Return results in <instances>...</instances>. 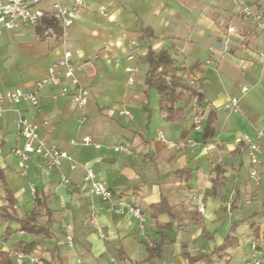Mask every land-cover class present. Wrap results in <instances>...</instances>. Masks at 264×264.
Here are the masks:
<instances>
[{
	"label": "crops",
	"instance_id": "0c3cea01",
	"mask_svg": "<svg viewBox=\"0 0 264 264\" xmlns=\"http://www.w3.org/2000/svg\"><path fill=\"white\" fill-rule=\"evenodd\" d=\"M83 1L63 37L62 32L42 37L37 27L0 34V94L22 89L38 94L40 101L39 110L22 102L0 114V235L10 225L2 218L9 206L7 191L20 216L35 211L36 197L45 200L48 211H41L39 221L50 228L49 236H37L11 224L14 234L2 236L0 252H13L15 243L27 241L38 243L32 254L44 264L55 255L64 264H191L186 255L210 254L232 234L236 247L216 254L211 263L197 264H230L239 256L246 264L247 254L236 252L241 228H250L251 243L258 224L264 231L254 219L260 211L246 200V192L257 196L264 211V140L258 186L249 176L248 153L238 148L245 136L255 140L264 131V33L249 36L250 22L236 0ZM74 2L43 0L40 6L52 15L56 4ZM253 2L264 9V0ZM229 26L240 35L225 46ZM150 49L167 50L185 67L188 81L195 80L205 115L201 132L193 129L191 93L178 105L184 109L182 119L171 122L161 115L157 90L146 83ZM67 50L82 65L80 78L91 93L85 108L70 96L58 97L57 87L37 86ZM233 97L239 107L228 110ZM18 116L37 123L40 134L71 160L49 169L33 156L24 176L13 153L23 143L15 128ZM85 137L90 145L83 144ZM188 140L195 145L174 146ZM118 146L130 153L115 151ZM89 170L94 181L113 192L112 201L93 193L92 182L86 181ZM162 203L168 210L161 212ZM201 203L204 212H199ZM126 205L141 207L144 228ZM236 221L242 223L231 233Z\"/></svg>",
	"mask_w": 264,
	"mask_h": 264
},
{
	"label": "built area",
	"instance_id": "2783aa9c",
	"mask_svg": "<svg viewBox=\"0 0 264 264\" xmlns=\"http://www.w3.org/2000/svg\"><path fill=\"white\" fill-rule=\"evenodd\" d=\"M43 0H0V34L4 31H14L19 28H35L42 23V21L49 15L41 6ZM237 8L242 18L250 22V35L252 36L259 33H264V9L257 7L252 0H236ZM84 5L83 0H75L71 6H63L60 4L55 5L53 12L54 18L58 21L61 27V37H63L65 30L72 26L75 21V14L78 12L79 7ZM102 14H105L102 12ZM106 15V14H105ZM46 36H54L56 33L52 29H48L45 32ZM240 35L238 28L229 26L226 29L224 36V45L227 46L230 38L233 35ZM212 49V48H211ZM264 63V51L260 53ZM211 62L208 61V64ZM82 71V65L77 64L74 61L73 53L70 50L64 52L62 58L53 62L47 71L44 78L37 82L39 88L46 86H54L59 88V96H70L72 102L79 108H85L90 100V90L82 84L80 78V72ZM129 73H133L132 68H128ZM132 82L133 79L131 78ZM191 84H196L195 80H191ZM244 88L243 91H246ZM56 96V98H57ZM22 102L30 103L36 110L40 108V101L38 94L25 92L22 89H15L0 94V114L5 110H13L15 105ZM240 100L238 98H231L226 104L225 108L232 110L238 108ZM192 122L193 129L196 132H201L205 123V115L201 106L200 98L198 94L192 97ZM122 114L129 115L128 112H122ZM86 118L81 119V123H84ZM15 128L18 137L23 140V143L17 145L13 153L18 158V165L21 173L24 176H28L30 170V164L33 156L40 157L46 163L49 169H59L62 167L63 162L71 160L69 154L51 145L49 141L43 137L39 132V125L34 121H31L23 116H18L15 119ZM264 140V131H258L255 140L245 136L243 139L244 151L248 153L250 159L249 176L255 181L258 186L262 180L261 175L257 167L261 164L260 153L262 152L261 142ZM92 142L90 137H85L83 144L90 145ZM72 144H77L76 141H71ZM195 142L192 140L179 141L174 146L178 149L186 146H194ZM117 152L130 153V150L125 146L115 147ZM94 173L89 170L86 181L92 182V191L95 195L100 196L104 201H112L113 192L102 182L94 181ZM64 182H67L66 177H62ZM31 192L36 194V188L32 187ZM193 199H198V194H193ZM257 196H251V201H256ZM132 215L141 223V227H145V216L140 206L126 205ZM199 212H204V206L201 203L199 206ZM101 236H105L101 228H98ZM68 245L73 246V238L68 236ZM251 256L246 264H264V242L258 243L253 240L251 243ZM11 254L16 257L20 263L29 264H44L43 260L39 257L21 252L13 251Z\"/></svg>",
	"mask_w": 264,
	"mask_h": 264
},
{
	"label": "trees",
	"instance_id": "16d2710c",
	"mask_svg": "<svg viewBox=\"0 0 264 264\" xmlns=\"http://www.w3.org/2000/svg\"><path fill=\"white\" fill-rule=\"evenodd\" d=\"M39 34L44 37L45 32L48 29H52L54 32L61 33V27L59 26L58 21L54 18L53 15H48L40 25L37 26ZM148 64L149 70L146 75V83L150 88H155L159 95V107L161 115H163L167 121H177L182 119L184 115V109L179 107L187 94L191 93L192 95L199 94V88L194 84H191L187 77L185 76V67L178 64L171 56L167 50H162L160 52H154L152 49L148 53ZM200 102L202 97L199 94ZM239 150L244 149V145L241 144L238 148ZM0 180H4L3 172L0 169ZM7 199L9 201V206L4 210L2 218L8 222V225L3 237H11L14 234V228L12 223H15L21 229L26 231L29 234L37 236H49L50 228L48 224H42L39 221V216L42 210L48 208L46 206V201L42 198L36 197V207L35 211L25 216H20L16 214L15 210V199L10 191H7ZM167 207L165 203L161 204V212ZM242 223V221H236L235 224L231 227L230 232L235 233L237 227ZM255 240L260 244L264 242V231L261 230V225L258 224V227L254 232ZM238 244V239L229 234L226 236L224 243L217 247L212 253L204 254L198 252L196 255H186L191 264L202 263H211L212 258L216 254H220L229 248L236 247ZM14 251H21L25 253L32 254L38 249V243L36 242H27L19 241L12 246ZM10 252L2 251L0 252V264H13ZM47 264H64V261L59 256H53L51 260H45Z\"/></svg>",
	"mask_w": 264,
	"mask_h": 264
},
{
	"label": "rangeland",
	"instance_id": "374dc122",
	"mask_svg": "<svg viewBox=\"0 0 264 264\" xmlns=\"http://www.w3.org/2000/svg\"><path fill=\"white\" fill-rule=\"evenodd\" d=\"M253 1H256V0H253ZM251 196L252 194L251 193H247L246 192V200H247V203H254V205H251L253 208L254 207H257V211H260L259 214H257L256 216H254V219L255 221L257 222H261V224H264V211H263V207L261 205V202L259 203L257 200L256 201H251ZM262 202H264V197L261 198ZM257 203V204H255ZM260 204V205H258ZM248 206V205H247ZM248 215V214H247ZM13 226H14V223H12ZM14 228V227H13ZM5 233V232H4ZM3 233V234H4ZM3 234L0 235V243H3V239H2V236ZM240 245L238 246L239 249L236 251V252H241V254L244 255V253L247 254V256L250 258L251 256V231H250V228L249 227H246V225L244 227L241 228L240 232ZM13 236V235H12ZM237 247V248H238ZM240 254V255H241ZM236 257H234L231 261L230 264H243V259L239 256V259L238 260H235ZM242 259V260H241ZM226 264V263H225ZM228 264V263H227Z\"/></svg>",
	"mask_w": 264,
	"mask_h": 264
}]
</instances>
